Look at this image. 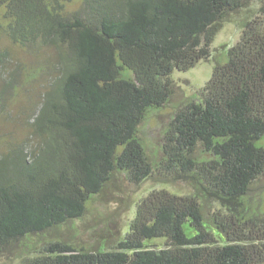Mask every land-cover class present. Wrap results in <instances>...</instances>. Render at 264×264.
I'll list each match as a JSON object with an SVG mask.
<instances>
[{
  "label": "trees",
  "instance_id": "16d2710c",
  "mask_svg": "<svg viewBox=\"0 0 264 264\" xmlns=\"http://www.w3.org/2000/svg\"><path fill=\"white\" fill-rule=\"evenodd\" d=\"M61 1L0 0L11 40L52 43L63 64L32 122L40 142L0 156V252L15 247L20 264H264V207L248 200L264 174V6L221 62L211 45L249 0H83L70 15ZM210 58L201 100L177 110L155 165L141 122L171 99L175 70ZM118 171L135 184L156 177L193 191L150 192L125 236L104 239L108 250L67 240L24 248L83 217ZM209 203L220 207L207 214ZM155 238L164 245L148 243Z\"/></svg>",
  "mask_w": 264,
  "mask_h": 264
},
{
  "label": "rangeland",
  "instance_id": "374dc122",
  "mask_svg": "<svg viewBox=\"0 0 264 264\" xmlns=\"http://www.w3.org/2000/svg\"><path fill=\"white\" fill-rule=\"evenodd\" d=\"M61 2L64 15L74 13L83 5V0ZM263 6L264 0H249L244 7L227 16L211 45L215 59L221 62L228 59V49L241 37L243 22L260 14ZM6 23L5 9L0 7V156L17 150L29 152L40 142L39 136L34 134L32 122L42 106L45 93L63 68L60 51L54 44L39 41L35 45L25 46L16 43L6 32ZM214 58L202 60L188 70H175L172 78L176 84L171 99L161 107L150 109L141 122L139 137L155 165L164 157L165 133L177 110L187 100H201L200 91L211 79L216 65ZM203 153L199 149L200 156L205 157ZM159 189H168L177 194L193 191V187L184 181L160 182L156 177L135 184L125 171H118L104 190L89 199L83 217L30 237L25 240L24 248L38 252L50 241L67 240L87 248L101 242L99 249L108 250V243H104V239H113L111 234L119 240L124 237L130 229L138 202ZM248 200L252 210L261 211L264 207V174L252 186ZM219 207L216 203H209L205 213ZM186 228L190 235L196 233L188 223ZM164 242L162 238H155L148 243L158 247L163 246ZM17 247H20L19 244ZM14 248L0 252V264H20V254Z\"/></svg>",
  "mask_w": 264,
  "mask_h": 264
}]
</instances>
